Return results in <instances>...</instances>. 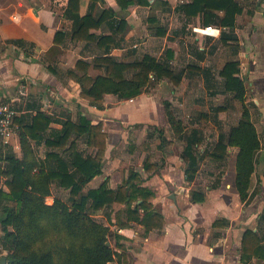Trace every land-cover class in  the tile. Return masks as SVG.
I'll return each instance as SVG.
<instances>
[{
  "label": "crops",
  "instance_id": "crops-1",
  "mask_svg": "<svg viewBox=\"0 0 264 264\" xmlns=\"http://www.w3.org/2000/svg\"><path fill=\"white\" fill-rule=\"evenodd\" d=\"M68 1L0 0V100L12 106L16 117L43 112L54 120L52 129L60 130L62 121L77 122L82 116L91 125L101 124L106 135L101 173L84 186H52L46 203L51 205L55 199L66 202L60 197L66 194L68 198L85 196L103 182L116 190L135 174L134 182L153 193L152 211L163 217V226L146 231L138 223H127L123 204L115 203L96 212L102 225L112 232V241L107 242L121 255V264H243L240 253L244 231L255 232L264 247V225L260 222L264 209V0H234L240 8L234 28L210 24L219 29L210 33L202 31L207 26L201 24L199 16L187 20L180 11L189 0H102V4L79 0L77 12L68 9ZM103 11L110 15H104L99 28L89 30L93 40L72 39L76 20L90 15L97 21ZM119 21L125 23L120 33L116 32ZM222 33L233 39L223 44ZM100 36L111 37L115 43L98 46ZM104 55L119 62L152 56L168 64L180 76V83L173 87L167 80H159L129 99L106 95L96 107L81 97L79 85L67 73L80 74L75 66L82 61L88 64L87 75L95 77L101 72L93 69V59ZM233 61L238 62L244 105L260 143L250 181V191L257 193L245 207L234 185L238 149L228 147L224 159L218 161L207 156L215 143L226 142L229 130L241 118L242 103L225 90L219 75L223 66ZM194 89L201 95L197 96ZM204 96L205 101L213 103L207 111L202 107ZM163 101L170 103L185 126V141L203 157L191 182L185 180V164L180 158L183 146L168 124ZM185 114L191 115L200 128L186 126ZM207 124L209 134L202 128ZM16 129L7 146L0 144L1 168L9 151L21 157ZM156 136V149L163 155L160 160L154 158L149 143ZM128 141L127 146L122 144ZM174 144L181 148L177 154L174 152L179 161L175 167L169 162L167 150L175 149ZM76 150L83 157L94 154L82 140L77 141ZM37 151L44 158L45 147L41 145ZM133 157L139 158L136 166L129 163ZM201 165L219 170L212 185L181 195L166 193L167 185H194ZM5 180L0 177L3 189ZM196 194L203 196L201 202L191 200L197 198ZM180 199L184 200L182 204ZM118 214L119 222L127 226L117 225ZM115 235L119 236L117 245ZM1 250L0 243V254ZM255 261L264 263L252 257L244 264ZM109 264H117L116 258Z\"/></svg>",
  "mask_w": 264,
  "mask_h": 264
},
{
  "label": "trees",
  "instance_id": "trees-1",
  "mask_svg": "<svg viewBox=\"0 0 264 264\" xmlns=\"http://www.w3.org/2000/svg\"><path fill=\"white\" fill-rule=\"evenodd\" d=\"M92 1L102 4V0ZM117 2L120 3V0ZM78 3L79 0H69L68 9L77 12ZM180 11L187 20L199 16L203 26L214 24L233 29L240 8L234 0H189L180 6ZM218 13H222L220 17ZM102 14L97 21L90 15L76 20L72 39L93 40L89 30L99 28L104 15H110L106 11ZM124 26L125 23L119 21L116 32H122ZM230 39H233L232 36L225 33L220 37L223 44ZM97 43L98 46H109L115 42L111 37L100 36ZM167 52L170 58V51ZM75 67L80 74L68 72V76L79 85L81 97L96 107L100 106L106 95L129 99L159 80L165 79L173 87H177L181 80L168 64L149 55L128 62H119L108 55L96 57L93 59V69L101 74L95 77L87 75V63L78 61ZM238 71V62H228L219 75L224 80L225 90L233 93L234 98L242 103L241 118L237 126L229 130L226 142L215 143L207 156L218 161L224 159L228 147L238 149L234 185L239 201L245 207L257 193V190L250 191V181L260 143L244 105L245 89L237 77ZM163 105L175 138L184 143L180 158L185 164V180L191 182L203 157L192 144L185 141V126L175 116L170 103L163 101ZM53 121L40 111L32 116L15 117L13 121L17 126L21 157L17 158L9 151L4 167H0V177L6 179L5 189L0 187V243L2 249L8 252L6 264H109L115 258L117 264H121V255L106 245L109 228L93 220L92 214L107 210L115 203L123 204L127 223H138L146 231L161 229L163 217L152 211L150 203L153 193L134 182L136 175L131 174L116 190L107 188L106 182H103L96 189H89L85 196L69 197L66 202L55 199L51 205H46L44 200L50 195L52 186L65 189L84 186L99 175L105 149L106 135L101 124L91 125L81 116L77 122L62 121L61 129L56 130L50 128ZM159 133L162 143L164 138L160 130ZM78 140H82L94 154L83 157L76 150ZM41 145L45 147L44 158L37 151ZM196 195L197 198L193 196L191 200L201 202L203 196ZM133 202L136 203L131 207ZM119 221L120 214L117 215V225L127 226ZM260 222L264 225V209ZM51 224L56 225L55 230L63 237L61 235L52 240L46 237V229ZM118 238L115 235L116 245ZM65 239L66 243L63 242ZM252 257L264 261V247L255 232L246 230L241 239V263Z\"/></svg>",
  "mask_w": 264,
  "mask_h": 264
},
{
  "label": "rangeland",
  "instance_id": "rangeland-1",
  "mask_svg": "<svg viewBox=\"0 0 264 264\" xmlns=\"http://www.w3.org/2000/svg\"><path fill=\"white\" fill-rule=\"evenodd\" d=\"M194 90H196L197 91V96H199V95H201V94H199V92H198V89H194ZM202 91V90H201ZM204 93V92H203ZM202 95H204V94H202ZM200 98V97H199ZM202 100L204 101V103H203V105H202V107L207 111L208 110V106L209 105H212L213 103H212V101L209 99V101H205V96L202 98ZM188 111H186V113H187ZM193 118L191 117V115H187V114H185L184 115V118H183V122L185 123V125L186 126H188L190 129H192V126H194L195 125V122L192 120ZM199 124H196L195 125V128H200L199 126H198ZM210 124H207L206 126H203L202 128H203V130L204 131H206V134H209L210 133ZM152 128V127H151ZM129 142H131V141H128L127 143L126 142H124V143H122V144H124V146H127V144L129 143ZM178 142V141H177ZM149 143H150V147H151V151H152V153H153V156H154V158L156 159V160H160V158H161V156H163V155H161L160 153H159V151L156 149V146H157V144H159V141H158V138H157V136L156 137H154L151 141H149ZM178 143H180V142H178ZM81 144H83V143H80V146H81ZM181 145L182 144H184V143H180ZM179 144V145H180ZM179 145H178V147H177V144H174V148L175 149H167L168 150V152L170 151V154H168L169 156H171L169 159H170V163L172 164V166L173 167H175V166H177V164H179L178 162V158H175V154H174V152H176V154H177V152H180L181 151V148L179 147ZM84 146V145H83ZM83 146H81V148H84ZM202 147H203V145H202ZM196 150H197V148H196ZM120 152V151H119ZM134 159H130V161H129V163L130 164H133V166H136V165H138V160H139V158L137 159V158H135V157H133ZM167 158V157H166ZM165 160V159H164ZM206 160V159H205ZM168 162V163H169ZM219 176V170L217 169V168H213V167H207V166H204V167H202V165L200 166V170H199V173H198V179L196 180V182H195V184L194 185H190V184H180V185H176V186H171V185H167L166 187H165V190H166V193L167 194H171V193H174V194H176V195H181V194H183V192L184 193H186V191H190V190H199V189H204L206 186H210V185H212V183L214 182V180L217 178ZM76 193H78V192H76ZM75 193V194H76ZM61 198H63V200H68V196H67V194L66 195H61L60 196ZM52 200L51 198H48V200ZM49 200V201H50ZM46 201H47V199H45L44 200V202H45V204L46 205H48V203H46ZM53 201V200H52ZM52 201H51V203H52ZM179 202L182 204L183 202H184V200H182V199H180L179 200ZM50 203V204H51ZM92 218H93V220H95L97 223H100V224H102V223H104V222H102V218H100V217H97V213H95V214H92ZM55 226L56 225H53V224H51L50 226H48L47 227V229H46V237L48 238L49 237V239H55V238H59V236H61L62 235V237H63V234L61 233V234H59L58 232H57V230H55ZM41 228H44V226H41ZM108 240H110V241H112V232H109L108 233ZM66 241H67V239H65V241H63V242H65L66 243ZM1 254H0V257L1 256H6L7 254H8V252L5 250V249H2L1 250ZM253 264H264V263H261V262H258V261H255Z\"/></svg>",
  "mask_w": 264,
  "mask_h": 264
},
{
  "label": "built area",
  "instance_id": "built-area-1",
  "mask_svg": "<svg viewBox=\"0 0 264 264\" xmlns=\"http://www.w3.org/2000/svg\"><path fill=\"white\" fill-rule=\"evenodd\" d=\"M214 30L218 31L219 29L207 26L202 31L210 33ZM16 116L17 112L12 106L0 100V144L2 146H7L10 143L11 137L16 129L13 122Z\"/></svg>",
  "mask_w": 264,
  "mask_h": 264
},
{
  "label": "water",
  "instance_id": "water-1",
  "mask_svg": "<svg viewBox=\"0 0 264 264\" xmlns=\"http://www.w3.org/2000/svg\"><path fill=\"white\" fill-rule=\"evenodd\" d=\"M106 245L109 246V243L106 242ZM0 264H6V257L5 256L0 257Z\"/></svg>",
  "mask_w": 264,
  "mask_h": 264
}]
</instances>
